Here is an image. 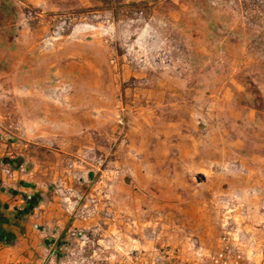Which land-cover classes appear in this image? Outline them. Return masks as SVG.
Segmentation results:
<instances>
[{
  "label": "rangeland",
  "instance_id": "374dc122",
  "mask_svg": "<svg viewBox=\"0 0 264 264\" xmlns=\"http://www.w3.org/2000/svg\"><path fill=\"white\" fill-rule=\"evenodd\" d=\"M110 1L0 0V162L51 201L47 264H264V0Z\"/></svg>",
  "mask_w": 264,
  "mask_h": 264
},
{
  "label": "crops",
  "instance_id": "0c3cea01",
  "mask_svg": "<svg viewBox=\"0 0 264 264\" xmlns=\"http://www.w3.org/2000/svg\"><path fill=\"white\" fill-rule=\"evenodd\" d=\"M196 114L200 118L205 117L204 111H198ZM214 116L218 118L221 113L216 112ZM184 130L182 137L190 138L192 143L186 146L183 156L195 162L196 171L207 173L211 166L218 162L210 160L211 163L206 164L208 160L200 157L201 136L195 134L200 131L199 127H194L192 134L188 128ZM224 130L222 134L225 133ZM28 132L34 134L32 130ZM25 134L28 136L30 133ZM47 134L41 129L38 130V138ZM193 134L200 138L193 137ZM2 157L3 154L0 153V158ZM224 161L223 164H228L226 160ZM13 162L12 157L0 162V167L4 165L3 171L9 172V178L7 173L0 172V264H47V252L54 250L55 243L52 237H48L45 225L46 217L49 216L46 209H49L51 201L42 196L38 197V182L32 178V172L20 170L22 166L12 164ZM10 165H13L11 169ZM43 208H46L45 211ZM50 213L55 215L54 212Z\"/></svg>",
  "mask_w": 264,
  "mask_h": 264
},
{
  "label": "trees",
  "instance_id": "16d2710c",
  "mask_svg": "<svg viewBox=\"0 0 264 264\" xmlns=\"http://www.w3.org/2000/svg\"><path fill=\"white\" fill-rule=\"evenodd\" d=\"M118 5V1H113L111 0L110 1V5L109 7L114 9V10H118L119 8L117 7ZM0 11L2 13H10L11 15L14 16L15 18V11H14V8H12V5H10L8 2H3L0 6Z\"/></svg>",
  "mask_w": 264,
  "mask_h": 264
},
{
  "label": "built area",
  "instance_id": "2783aa9c",
  "mask_svg": "<svg viewBox=\"0 0 264 264\" xmlns=\"http://www.w3.org/2000/svg\"><path fill=\"white\" fill-rule=\"evenodd\" d=\"M5 173H9L7 171H3ZM167 254H169L170 258H169V262L168 264H184L182 261H180V259L176 256L175 251H168ZM222 263L219 264H232V263H228L227 260H223L221 261ZM236 262V261H235ZM239 262L237 261L236 264H238ZM188 264V263H186Z\"/></svg>",
  "mask_w": 264,
  "mask_h": 264
}]
</instances>
